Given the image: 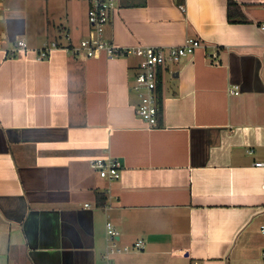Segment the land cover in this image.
Instances as JSON below:
<instances>
[{
  "label": "crops",
  "instance_id": "obj_1",
  "mask_svg": "<svg viewBox=\"0 0 264 264\" xmlns=\"http://www.w3.org/2000/svg\"><path fill=\"white\" fill-rule=\"evenodd\" d=\"M92 1L0 0V264H263L264 0H233L235 23L228 0H108L119 48L203 45L161 69L151 128L138 58L62 49L94 36ZM107 223L145 248L107 259Z\"/></svg>",
  "mask_w": 264,
  "mask_h": 264
},
{
  "label": "built area",
  "instance_id": "obj_2",
  "mask_svg": "<svg viewBox=\"0 0 264 264\" xmlns=\"http://www.w3.org/2000/svg\"><path fill=\"white\" fill-rule=\"evenodd\" d=\"M112 4L108 0H93L88 12L89 25L94 29L92 38L83 39L77 45L64 47L66 52L74 57H85L87 59L100 55H105L111 59L126 58L135 56L139 59L138 72L130 85V92L138 100L135 107L136 114L142 119L147 127L157 126L158 115L160 112V98L158 89L161 84V69L169 64H178L183 59L191 57L203 45L199 40L187 39L180 46L167 48L138 46L133 48H119L111 42L104 39V29L110 19V9ZM1 11V7H0ZM260 29L264 31V23ZM61 49L56 42L46 43L38 49L40 59H48L54 50ZM26 51L28 45L25 41H18L14 51ZM264 65V51L262 54ZM235 95L239 94V89L231 91ZM91 167L98 172L102 179L114 182L120 177L122 165L113 159L95 158L90 161ZM256 167L264 168V163H256ZM86 207H90L86 205ZM107 235L110 239V248L107 259L116 255L129 253L132 250H143L145 244L143 240L137 241L132 246L121 247L117 245L119 233L114 229L111 223L106 224ZM264 235V226L260 229ZM261 258L264 264V248L261 251ZM113 264V263H110Z\"/></svg>",
  "mask_w": 264,
  "mask_h": 264
},
{
  "label": "trees",
  "instance_id": "obj_3",
  "mask_svg": "<svg viewBox=\"0 0 264 264\" xmlns=\"http://www.w3.org/2000/svg\"><path fill=\"white\" fill-rule=\"evenodd\" d=\"M237 7H238V5L233 0H228V16H229V20L231 23L236 22V21H234V19L232 17V10L237 8ZM160 92H161V88L158 89L160 103H161V96H160L161 93Z\"/></svg>",
  "mask_w": 264,
  "mask_h": 264
}]
</instances>
